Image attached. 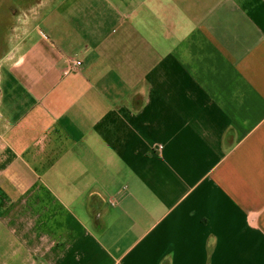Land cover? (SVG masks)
Wrapping results in <instances>:
<instances>
[{
    "label": "crops",
    "instance_id": "1",
    "mask_svg": "<svg viewBox=\"0 0 264 264\" xmlns=\"http://www.w3.org/2000/svg\"><path fill=\"white\" fill-rule=\"evenodd\" d=\"M17 1L0 264H264V0Z\"/></svg>",
    "mask_w": 264,
    "mask_h": 264
},
{
    "label": "rangeland",
    "instance_id": "2",
    "mask_svg": "<svg viewBox=\"0 0 264 264\" xmlns=\"http://www.w3.org/2000/svg\"><path fill=\"white\" fill-rule=\"evenodd\" d=\"M6 1H8V0H0V12H1V15H4L5 13L8 12L7 7H5L6 4H7ZM40 3H42L41 0H30L28 2V4H27V5H29V6H27L28 8H25V9H28L26 11H35L36 8L38 7V5H40ZM23 7H26V3L24 4V0H18L15 9H17V11H18L19 9H23ZM22 11H23L22 14L24 16L25 10H22ZM8 23L10 24V20L8 21Z\"/></svg>",
    "mask_w": 264,
    "mask_h": 264
},
{
    "label": "built area",
    "instance_id": "3",
    "mask_svg": "<svg viewBox=\"0 0 264 264\" xmlns=\"http://www.w3.org/2000/svg\"><path fill=\"white\" fill-rule=\"evenodd\" d=\"M82 66V62L81 61H75V62H73L72 63V67H69L68 69H67V72H66V74L67 73H69V71H71L72 69H74V68H79V67H81Z\"/></svg>",
    "mask_w": 264,
    "mask_h": 264
},
{
    "label": "flooded vegetation",
    "instance_id": "4",
    "mask_svg": "<svg viewBox=\"0 0 264 264\" xmlns=\"http://www.w3.org/2000/svg\"><path fill=\"white\" fill-rule=\"evenodd\" d=\"M3 19H4V18H2V21H1V22H3ZM6 19H7V21H8V18H6ZM6 23L8 24V22H6Z\"/></svg>",
    "mask_w": 264,
    "mask_h": 264
}]
</instances>
